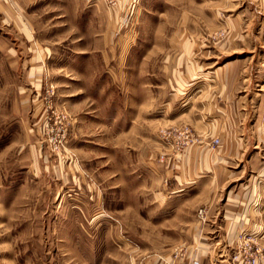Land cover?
<instances>
[{
  "label": "rangeland",
  "instance_id": "rangeland-1",
  "mask_svg": "<svg viewBox=\"0 0 264 264\" xmlns=\"http://www.w3.org/2000/svg\"><path fill=\"white\" fill-rule=\"evenodd\" d=\"M210 180L212 208L171 193ZM250 246L264 264V0H0V264Z\"/></svg>",
  "mask_w": 264,
  "mask_h": 264
},
{
  "label": "crops",
  "instance_id": "crops-1",
  "mask_svg": "<svg viewBox=\"0 0 264 264\" xmlns=\"http://www.w3.org/2000/svg\"><path fill=\"white\" fill-rule=\"evenodd\" d=\"M203 155L208 157V155L209 156L211 155V152H209V150H207L204 152ZM203 159H204V157H203ZM191 160L196 162L195 155H193V158ZM196 174H197V172L194 169L192 171L193 177H196ZM189 175H191V174H189ZM215 175H216V173H215ZM198 176L202 177V175H198ZM209 176L214 178V176L212 174ZM199 177H197V178L199 179ZM209 182L210 183L207 184V183H197V182L193 181V182L187 184V186H184L183 188H181L179 190H173L171 193H182V194H179V196H183V198H187V199H189V201H193L194 206H196L198 204V205H205V206L212 208L211 206H215L217 201L220 199L219 197L221 195V193H220L221 189H220V184L218 182L213 183L212 180H210ZM227 193H228L227 199H231L232 192H227ZM224 196H225V194H224ZM179 200L176 199V202H177L176 206L183 205V203H180L181 199H179ZM234 206H236V204H230L228 202L223 207H228V209H229V208H232ZM210 211H211V209H210ZM225 216L228 217L229 220H234V221L238 220V218H239L238 216H236V214H226ZM213 218H217V214L214 215ZM214 220L216 221V219H213V221ZM216 228H219V227L216 226ZM216 228L211 229L210 231H207L206 234L210 233L211 235L210 236L206 235L205 237H208V238L214 237L213 236L214 232L217 231ZM196 232L197 231H195V230L193 231V233H192L193 236H196ZM193 239H194V237H193ZM200 264H204L203 261H201Z\"/></svg>",
  "mask_w": 264,
  "mask_h": 264
},
{
  "label": "built area",
  "instance_id": "built-area-1",
  "mask_svg": "<svg viewBox=\"0 0 264 264\" xmlns=\"http://www.w3.org/2000/svg\"><path fill=\"white\" fill-rule=\"evenodd\" d=\"M206 214V210L205 209H200L198 211V215L200 218H204ZM245 256L246 258H243L241 251L238 252V254H236L233 258V261L236 262H241V264H259L260 263V257H259V250H255L253 247H249L248 249H245Z\"/></svg>",
  "mask_w": 264,
  "mask_h": 264
}]
</instances>
